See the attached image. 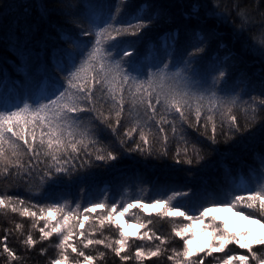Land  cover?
Returning a JSON list of instances; mask_svg holds the SVG:
<instances>
[{
	"label": "snow or ice",
	"instance_id": "obj_1",
	"mask_svg": "<svg viewBox=\"0 0 264 264\" xmlns=\"http://www.w3.org/2000/svg\"><path fill=\"white\" fill-rule=\"evenodd\" d=\"M234 2L237 16L242 21L239 29L242 32L249 22V10L241 8L239 0ZM59 3L63 5L61 12L66 17H76V20L53 26L60 41L55 49L58 58L55 62L45 60L41 74L28 72L31 103L22 100L10 108L0 106V177L22 180L41 169L42 184L51 188L91 163L93 157L96 161L117 160L116 153L121 152L129 141L135 147L128 151L151 156L155 143L159 145L155 149L158 158H166L171 152L175 164L191 165L193 157L199 163L203 159L201 153L220 142L218 137H222L224 143H230L242 132L251 136L256 124L264 128V82L260 94L250 96L246 102L243 125L237 115V100L225 101L218 96V93L229 91L227 85L232 82L231 68L235 61L231 52L223 57L217 52L205 58L211 40L218 38L214 30L196 24L187 27L183 37L180 29L164 33L161 45L171 51L148 65L142 63L141 57L156 45L149 42L141 52L143 31L156 23L161 15L159 10L149 13V3H142L134 12L129 11L131 0H88L87 4L84 0H59ZM219 3L220 0H212V16L220 18L230 14L222 10ZM184 15L189 21L197 19L200 7L193 4ZM251 43L264 55V29L251 38ZM21 44L17 37L18 50ZM218 46L220 49L227 47L222 41ZM28 51L27 44H23L22 54L27 55ZM168 56L172 57L171 64L166 62ZM23 64L21 61L19 67ZM180 64L183 65L181 71H172ZM238 78L243 81L247 76L241 74ZM192 89L200 94H195ZM126 109L127 115L134 113L136 120L131 128H125L127 139H124L119 132L126 122ZM84 117L92 127L81 122ZM137 132L139 140H133ZM109 136L114 139L102 145V140ZM255 155L261 157L264 168V153ZM144 199L134 198L119 204L111 202L110 206L106 201L93 202L81 211L79 204L75 208L60 203L33 204L31 199L9 195L0 189V214L6 215L10 210L21 217H30L33 229L43 221L44 226L39 228L40 240H49L54 235L59 239L56 245L60 249L59 258L51 264H68L66 253L69 249L77 257H83L82 264H94V257L85 255L78 244L84 248L104 245L121 260L128 261L130 257L122 253L128 248L129 239L137 233L126 232L116 216L139 220L141 217L134 215L133 210L146 212L149 207L156 209L150 215L180 221L173 232L175 237L183 240V248L173 249V255L168 257L174 264H205V257H212L214 253H224L221 264H264V234L256 236L249 228L233 230L227 221H220L213 215L214 209L226 208L264 229V180L256 186L245 187L241 194L209 201H202L194 192L190 196L187 191L165 193L160 198H152L150 205L144 203ZM204 203L210 206L205 207ZM90 216L93 219L90 220ZM196 221L203 225V230H210L208 240L198 247L191 239L197 231ZM85 222L89 226L96 222L100 228L114 225L120 237L115 241L117 246L106 244L104 239H89L91 233L86 235ZM77 225L81 229L78 235L83 239L73 242ZM23 227V224H15L17 231ZM140 227L145 225L140 224ZM144 237L152 239L147 232L140 238ZM0 239L3 241L0 255L6 253L9 262L19 260L16 250L7 244L8 235ZM164 242L161 239V245ZM23 244L28 248L37 244L31 231ZM230 245L246 250L247 254H229L226 250ZM46 251L41 249L42 253ZM161 251L159 246L147 252L138 247L135 259L142 264L146 258L160 256ZM104 255L99 253L101 258Z\"/></svg>",
	"mask_w": 264,
	"mask_h": 264
},
{
	"label": "trees",
	"instance_id": "obj_2",
	"mask_svg": "<svg viewBox=\"0 0 264 264\" xmlns=\"http://www.w3.org/2000/svg\"><path fill=\"white\" fill-rule=\"evenodd\" d=\"M145 2L151 5L149 13L159 10L161 15L156 23L143 31L141 52H144L149 42H153L156 47L141 57L142 63L150 65L164 58L166 52L171 51L161 45V37L166 32L180 29L183 37L184 30L196 24L214 30L218 38L211 40L205 58H210L217 52L220 57L228 52L232 53L235 61V66L231 68L233 79L227 85L229 91L218 93V96L225 101L233 98L237 100L239 108L237 115L243 125L246 102L250 96L260 94L261 83L264 82V55L251 43V38L264 29V0H239L240 7L247 8L250 14L249 22L242 32L239 31L242 21L237 16L234 0H220L219 7L230 12L220 18L212 16V0H131L129 11H136ZM84 3L87 4L88 0H84ZM193 4L200 7V15L197 19L189 21L185 19L184 14ZM62 7L59 0H0V77H2L0 79V106L10 108L15 104H20L22 100L27 103L32 102L28 99V84L31 79L28 72L41 74L44 71L45 60L56 61L58 54L55 49L60 41L57 29L53 26L58 22L71 23L76 20L74 16L66 17L61 12ZM17 37L22 42L20 50L16 47ZM220 41L227 47L220 49L218 46ZM23 44H27L29 50L27 55L22 54ZM112 54L115 55V50H112ZM21 61L24 62L23 67H19ZM166 62L171 64L172 57L168 56ZM182 69L183 65L180 64L172 71ZM241 74H246L247 79L243 81L239 79ZM132 75L137 74L132 73ZM209 79L211 81V77ZM192 91L197 95L200 94L195 89ZM135 120V114L128 116L126 109V122L119 132L121 138L127 139L124 137V130L131 128ZM81 122L87 127H92L87 117H84ZM111 139L114 138L111 136L104 138L102 145H106ZM132 139L139 140L138 132L134 133ZM218 140L220 142L213 148H207L201 153L203 159L199 163H196L193 157L194 162L191 165L175 164L171 158V152L166 158H158L155 149H158L159 145L155 143L151 156L128 151L135 147V144L129 141L121 152L116 153L119 157L117 160L96 161L93 157L91 163L73 173L72 176L66 177L63 183L51 188L42 184L41 169H37L36 174L31 177L25 176L22 180L0 177V189L5 190L9 195H19L26 200L31 199L33 204L60 203L69 208H75L79 204L82 211L84 207H89L93 202L106 201L110 206L111 202L118 204L131 202L134 198H146L144 203L150 205L152 198H160L165 193L171 195L172 191H187L190 196L194 192L202 201H209L241 194L245 187L256 186L264 180L261 157L255 155L264 153V128H261L260 124L255 125L251 136L242 132L233 142L224 143L222 137H218ZM45 188H47L46 192ZM204 206L210 205L204 203ZM119 210L118 207L117 211ZM155 211L156 209L146 212L143 209L133 210L134 215L141 217L139 220L125 216L126 221L133 223L138 229L137 236L129 239L128 248L122 253L130 257L128 261L121 260L104 245L94 244L88 248H84L82 244L77 246L84 251L85 255L94 257V264H141L135 259L136 249L142 247L147 252L159 246L162 249L161 255L146 258L142 264H174L168 257L173 255V249L179 251L183 248V240L175 237L173 232V228L179 226L180 221L150 215ZM91 219H93L92 216H90ZM17 223L23 224L22 230H15ZM140 224L145 227L141 228ZM43 226L44 222L41 221L33 229L32 218L21 217L10 210L6 215L0 214V238L8 235V246L15 249L17 256L20 257L17 261L9 262L7 254H2L0 264H51L53 260L59 258L60 249L56 248L59 239L55 235L49 240H40L39 228ZM85 228L88 230L86 235L91 233L88 236L89 239H104L106 244L112 243L114 247L117 246L115 241L120 237L114 225L100 228L96 222L91 226L85 222ZM80 230L77 225V236L74 237L73 242L83 239L78 235ZM29 231L37 240V244L31 248L23 244ZM145 232L152 239L140 238ZM157 237L164 239V244L161 245V239ZM42 248L47 251L42 253ZM226 251L229 254H247L246 250H241L236 245H230ZM100 252L105 254L103 258L99 256ZM0 253H3L2 239H0ZM66 254L69 255L68 264H82L83 257H77L71 253L70 249ZM222 258H224V253H214L212 257H205V264H221Z\"/></svg>",
	"mask_w": 264,
	"mask_h": 264
},
{
	"label": "rangeland",
	"instance_id": "obj_3",
	"mask_svg": "<svg viewBox=\"0 0 264 264\" xmlns=\"http://www.w3.org/2000/svg\"><path fill=\"white\" fill-rule=\"evenodd\" d=\"M153 209L154 208L149 207L147 210L151 211ZM213 214L219 219L227 221L228 226L233 230H242L244 228H249L256 236L264 234V229H262L261 225L255 224L252 221H245L243 217L236 215L235 211H231L226 208H216L214 209ZM117 219L122 224H124L125 231L129 234L138 232L137 226H135L133 223L127 222L125 217L121 218L117 216ZM194 227L195 229H197V231L194 237H191V239H193V245L198 247L200 246L201 242L208 240L209 230H203V225L199 221L195 222Z\"/></svg>",
	"mask_w": 264,
	"mask_h": 264
}]
</instances>
